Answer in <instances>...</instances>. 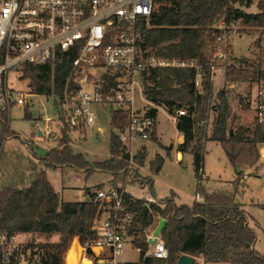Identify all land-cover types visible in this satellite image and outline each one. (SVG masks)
Here are the masks:
<instances>
[{
    "label": "trees",
    "instance_id": "obj_1",
    "mask_svg": "<svg viewBox=\"0 0 264 264\" xmlns=\"http://www.w3.org/2000/svg\"><path fill=\"white\" fill-rule=\"evenodd\" d=\"M256 1L258 11H247ZM157 3L159 7L155 8L150 18L140 21L143 47L155 51L159 57L189 65L150 70L145 76L144 94L154 105L150 112L155 116L160 106L171 114L179 107L187 109V114L177 117V129L184 135L179 150L192 155L197 193L203 200H196L190 205L178 204L173 193L161 200L163 206L152 203L149 208L144 205L145 199L128 194L127 207L134 212L129 232L136 235L135 245L147 249L144 229L160 215L167 219L162 231L169 251L167 264H176L183 254L202 257L203 264L219 261L264 264V256L255 249L257 234L249 224L243 205L237 200L239 181L238 185H234V191L208 192L202 185L207 141L220 142L234 166H252L260 159L258 145L264 143V130L256 126L253 136H250L247 135L249 129L243 126L238 131L232 129L235 117H231L228 89L236 82L264 79V56L256 65L241 59L244 68L228 66L226 85L215 99L212 77L217 66L214 60L217 40L226 32L218 27L220 22L229 26L240 19L243 31L264 29V0H157ZM75 56L76 52L71 50L62 58L45 64H26L22 79L29 80L34 93L62 97ZM251 67H255L252 74ZM198 73L202 76L201 90L195 86ZM212 114L214 127L209 134ZM26 117L32 116L26 111ZM124 119L125 115L121 112H113L112 128L122 126ZM67 129L65 125L59 146L51 148L45 156H39L34 147H30L31 156L18 154L15 162L4 149L5 139L14 133L10 128L9 112L0 110V231L8 234L37 233L45 237L59 234V241L41 244L42 264H66L65 255L75 237H79L82 245L94 239V220L98 212V204L92 201V194L86 201H62L49 181L46 169L71 166L85 169L88 174L97 169L118 175L124 170L128 158L113 132L110 158L91 163L82 153L73 151ZM141 150L136 159L143 164L145 154ZM163 163L164 158L156 155L151 162L152 172L158 173ZM4 165L12 166L14 175L9 176L2 170ZM243 169L238 172V179L243 178ZM138 179L142 186L152 185L153 178L150 176ZM261 207L264 208V204ZM142 264L164 262L152 256Z\"/></svg>",
    "mask_w": 264,
    "mask_h": 264
},
{
    "label": "built area",
    "instance_id": "obj_2",
    "mask_svg": "<svg viewBox=\"0 0 264 264\" xmlns=\"http://www.w3.org/2000/svg\"><path fill=\"white\" fill-rule=\"evenodd\" d=\"M156 5L157 0H0V110H8L10 116L15 105L27 108L32 103L31 97L40 95L15 88L10 83L11 74L17 80L22 79L26 64H45L74 50L76 56L71 61L63 95L55 96L56 115L38 116L35 132L41 139L46 136L55 141L63 135L66 125L71 138H85L87 128L98 120L93 106L107 105L111 116L115 111L125 115L124 124L114 128L128 154L122 171L124 181L140 183L135 175L140 166L136 156L140 144L155 134L157 117L151 114L150 108L137 106V95L147 101L144 82L150 70L189 65L159 57L150 48L143 47L140 21L148 20ZM240 22L238 19L228 26L221 21L218 25L226 32L217 40L216 65L228 58L230 52L223 50L230 34L228 30L240 29ZM251 50L264 56V31L257 34ZM257 82L255 122L264 130V79ZM195 86L202 89L200 73ZM185 114L187 109L179 107L173 118ZM246 178L248 174L244 173L242 179ZM91 194L92 201L98 204L95 238L83 245L84 251L96 255V264H132L118 261L136 238L129 232L134 218V212L127 207L131 193L126 186L101 185ZM144 199V205L149 208L152 203L160 204L152 197ZM160 218L165 217L156 216L144 229L147 249L134 246L139 254L137 264L152 256L167 264L169 251L162 233L154 243L150 242ZM0 248L1 264H42L41 244L33 241L28 232L0 231Z\"/></svg>",
    "mask_w": 264,
    "mask_h": 264
},
{
    "label": "rangeland",
    "instance_id": "obj_3",
    "mask_svg": "<svg viewBox=\"0 0 264 264\" xmlns=\"http://www.w3.org/2000/svg\"><path fill=\"white\" fill-rule=\"evenodd\" d=\"M158 7L159 3L156 5V8ZM247 11L257 12V1L251 7L247 8ZM262 30L264 31V29H246L243 31L239 28L228 30L230 34L226 44L223 46V50L228 53L230 52V54L227 59L222 60L213 69L212 91L214 93V99L217 93L226 85V72L228 66L244 68L245 65H241L240 62L241 59L249 60V62L254 65L257 64L261 56H259L256 50L250 51L249 47L254 46L257 42V34ZM150 51L153 53L155 52L151 49ZM249 70L252 74L255 72V67H251ZM10 83L19 90L25 89L32 91L29 86V80H17L15 79L14 73L10 76ZM257 85V80L252 78L249 81L236 82L233 87L231 86L228 89L231 117H235L231 127L235 131H238L242 126L248 128L249 133H247V135L250 136H253V132L256 128L255 100ZM139 97L140 95L138 94V107L147 109L154 106L152 103L141 100ZM31 99L32 103L27 108L15 105L11 109L10 128L14 133L10 134L5 139L4 149L15 162H17L15 156L18 154L31 156L30 147H34V151L39 156H45L52 145L51 142H46V140L37 136L34 128V118L38 116L41 118L42 114L55 116L56 97L54 95H38L31 97ZM93 108L98 112L97 123L87 128L85 138H73V146L71 144L73 151L82 153L91 163L104 161L110 158V138L111 134L115 132L111 126L110 107L107 105H94ZM26 111L32 115V118L26 117ZM213 118L214 115L212 114L208 128L209 134L213 132ZM157 121V130L162 137V141L166 144L176 143L178 141L176 124L165 108H159ZM62 136L63 135H61L58 140L53 141L54 143L52 146H59ZM158 150L154 142L148 143V156L145 160V164L141 167L142 165L139 163L140 166L135 174L136 178L152 177L153 181L151 186H142L135 181H130L126 184L123 172L114 175L107 171L94 169L88 174L84 169L71 166H53L48 168L47 177L55 188L64 189L65 199L70 200L82 198L86 188H90L101 182L108 185V180L113 175L110 181L112 185L126 186L127 191L136 197L151 195L153 197L165 199L174 193L177 202L191 204L196 198L198 186L193 168L192 155L190 153H185L182 157H178L177 150L174 148L169 154H164L165 161L162 165V169L159 173L154 174L150 167V161L155 157ZM259 166H261L259 160L252 166L243 164L241 168L243 167L245 170H250L248 172H250L253 178L251 181L237 178L235 185H238L237 183L239 181L237 200L243 205L248 216L249 224L257 234L255 249L260 255L264 256V208L261 207V205L264 204V166L257 175L258 171H256V169ZM2 170L6 171L9 176L14 175V168L12 166L4 165ZM205 174L209 176L210 179L204 178L202 185L209 192L220 189L217 178L222 179V181H230L234 176L233 167L226 159L222 145L211 140L207 141L205 144ZM234 189L233 187L232 190L229 191H234ZM30 234L32 240L38 241L39 244L49 242L45 236L37 233ZM138 260L139 254L130 244L127 245L124 253L118 257V261L121 263L132 262V264H137ZM203 263L204 261L197 259L196 264ZM206 264L230 263L228 261H220L207 262Z\"/></svg>",
    "mask_w": 264,
    "mask_h": 264
},
{
    "label": "crops",
    "instance_id": "obj_4",
    "mask_svg": "<svg viewBox=\"0 0 264 264\" xmlns=\"http://www.w3.org/2000/svg\"><path fill=\"white\" fill-rule=\"evenodd\" d=\"M251 48L252 47H249V50L251 51ZM148 101V100H147ZM149 102V101H148ZM160 107H163V106H160ZM159 107V108H160ZM159 108H158V112H159ZM163 108H165V107H163ZM166 109V108H165ZM167 110V109H166ZM168 111V110H167ZM169 112V111H168ZM169 114L171 115V117H172V119L174 120V122H175V124H176V128H177V119H175V118H173V114H171L170 112H169ZM32 116V115H31ZM157 119H158V113H157ZM32 118V117H31ZM35 119L36 118H34V121H35ZM157 126H158V121H157ZM177 131H178V135H177V139H178V141L176 142V143H170V144H166V143H164L163 141H162V137L159 135V133H158V130H157V128H156V132H155V134L153 135V137L150 139V140H147V141H145V142H143V143H141L140 144V148L142 149H140L141 151H143L144 152V154H145V159H144V162H143V164H145V160H146V158H147V156H148V143L149 142H154L156 145H157V148L159 149L157 152H156V155H161L163 158H164V161H165V153H167V154H169V152L171 151V150H173L174 148L177 150V155H178V157H182L184 154L179 150V145L184 141V135L177 129ZM42 138L44 139V140H46V142H51V144L53 145V141L54 140H51V139H49V138H47L46 136H42ZM71 138V137H70ZM72 139L73 138H71V144H72V146H73V142H72ZM215 142H217V143H220V142H218V141H215ZM51 145V147H50V149L51 148H53L54 146H52ZM258 147H259V150H260V153H261V151H263L264 150V143H260L259 145H258ZM49 149V150H50ZM73 149V148H72ZM48 150V151H49ZM224 150V149H223ZM47 151V152H48ZM75 152V151H74ZM75 153H80V152H75ZM224 153H225V151H224ZM156 155H155V157H156ZM154 157V158H155ZM225 157H226V159L229 161V159H228V157H227V155H226V153H225ZM153 158V159H154ZM152 159V160H153ZM152 160L150 161V167H151V162H152ZM259 161L261 162V166H259L257 169H256V171H258V173H257V175L259 174V172H260V170H261V168H263V166H264V156H262V155H260V159H259ZM230 162V161H229ZM231 163V162H230ZM143 164H141L142 166L141 167H143L144 165ZM232 165V164H231ZM232 167H233V170H234V176H233V179L232 180H230V181H222V179H220V178H217V181H219V182H217V183H219L220 184V189H216V191H218V190H232V188L234 187V185H235V181H236V179L238 178V172H237V170H236V166H234V165H232ZM48 169V168H47ZM47 169H46V173H47ZM162 169V168H161ZM85 170V169H84ZM244 170V173L245 174H248V178H246V179H244V180H249V181H251L252 180V178H253V176L250 174V172H248V171H250V170H245V169H243ZM161 171V170H160ZM159 171V172H160ZM158 172V173H159ZM111 173V172H110ZM154 173V172H153ZM155 174V173H154ZM112 175V174H111ZM204 178H206V179H210V177L209 176H206V174H205V164H204ZM112 178H113V175L111 176V178L108 180V185H112V183L110 182L111 180H112ZM216 180V179H215ZM50 181V180H49ZM226 183V184H225ZM52 184V183H51ZM106 183H104V182H101V183H99V184H96V185H94V186H91L90 188H86L85 189V192H84V196L82 197V198H79V199H77V200H81V201H86V200H88L89 198H90V196H91V193H92V190L94 189V188H96V187H98V186H101V185H105ZM140 184V183H139ZM141 185V184H140ZM52 186H53V184H52ZM229 187V188H228ZM53 188H54V190L60 195V197H61V200L62 201H77V200H70V199H65V192H64V189H57V188H55L54 186H53ZM209 192V191H208ZM200 196V199L198 200L197 199V196ZM134 196V195H133ZM135 198H147V197H152V198H154V199H156L157 201H159L160 202V204H161V206H163L164 204L161 202V200H163V199H160V198H157V197H153V196H151V195H148V196H143V197H136V196H134ZM176 200V199H175ZM202 201L203 200V198H202V196L199 194V193H197L196 192V198H195V200L194 201ZM193 201V202H194ZM176 202H177V200H176ZM192 202V203H193ZM178 204H186V203H179V202H177ZM191 203V204H192ZM188 204V203H187ZM190 205V204H189ZM49 242H57V241H59V239H60V235L59 234H53V235H51V236H49V237H45ZM51 238V239H50ZM130 244V246L134 249V246H135V244H134V242H130L129 243ZM67 253H68V255H67ZM67 253H66V255H65V260H66V264H96V260H95V258H96V255H94V254H89V253H87V252H85L84 251V248H83V245L81 244V242H80V239H79V237H75L74 238V240L72 241V243H71V245H70V248L68 249V251H67ZM197 259H199V260H201V261H204V259L202 258V257H199V258H197ZM220 262V261H219ZM230 263V262H229ZM231 264V263H230Z\"/></svg>",
    "mask_w": 264,
    "mask_h": 264
},
{
    "label": "water",
    "instance_id": "obj_5",
    "mask_svg": "<svg viewBox=\"0 0 264 264\" xmlns=\"http://www.w3.org/2000/svg\"><path fill=\"white\" fill-rule=\"evenodd\" d=\"M40 133V132H39ZM232 134V131L231 133ZM261 155L264 156V150L261 151ZM236 170L237 172H241L242 168L239 165H236ZM167 224V219L166 218H160L159 224L156 227L154 231V236L150 239L151 243H154L156 240V236L162 233L163 229L165 228ZM197 262V258L195 256L189 255V254H183L179 257L178 261L176 264H195Z\"/></svg>",
    "mask_w": 264,
    "mask_h": 264
}]
</instances>
